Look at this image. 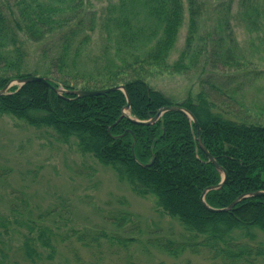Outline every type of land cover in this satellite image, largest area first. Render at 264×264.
<instances>
[{
	"label": "trees",
	"instance_id": "obj_1",
	"mask_svg": "<svg viewBox=\"0 0 264 264\" xmlns=\"http://www.w3.org/2000/svg\"><path fill=\"white\" fill-rule=\"evenodd\" d=\"M184 25L183 45L171 60ZM96 31L100 51L91 50ZM239 41H247L248 54L254 49L264 58V0H0V89L29 75L49 82L11 86L0 95V117L50 130L64 144L73 138L80 154L110 168L135 195L153 197L157 210L182 227L178 239L155 241L169 257L187 251L207 264L264 262V196L244 197L222 212L208 209L264 191V109L252 111L233 83L248 55ZM165 73L195 80L199 88L176 99L152 84ZM117 85L125 86L135 120L171 105L190 111L202 144L226 173L222 187L201 199L222 174L198 147L197 127L183 113L167 111L141 125L122 115L127 98L120 90L82 98L54 90ZM7 210L26 232L16 231L15 247L0 233V264L11 256L13 264H52L58 232L45 217L55 209L32 220L11 199ZM115 221L124 223L126 215ZM8 222L0 214L4 235Z\"/></svg>",
	"mask_w": 264,
	"mask_h": 264
},
{
	"label": "rangeland",
	"instance_id": "obj_2",
	"mask_svg": "<svg viewBox=\"0 0 264 264\" xmlns=\"http://www.w3.org/2000/svg\"><path fill=\"white\" fill-rule=\"evenodd\" d=\"M105 3H95L94 9L100 11ZM98 33L91 36L93 51L101 50L103 40ZM184 34L185 25L171 60L177 57ZM238 44L248 54L247 41ZM243 62V73L233 83L242 87L251 109L254 105L264 109V58L252 49ZM213 73L216 77L221 74ZM252 79L255 81L250 83ZM152 84L176 99L184 96L188 87L199 88L195 80L167 73L153 79ZM262 117L264 120V113ZM75 144L73 138L64 144L50 130L36 129L10 116L0 117V214L9 220L8 235L1 227L0 233L9 246L19 244L16 231L26 232L7 210V201L12 199L16 210L23 209L24 218L30 212L32 220L55 209L45 217L58 232L52 264H207L203 256L187 251L177 258L162 252L156 239H178L183 233L181 225L162 215L153 197L135 195L110 168L80 154ZM120 214L126 215L124 223L115 221ZM14 262L11 256L8 263Z\"/></svg>",
	"mask_w": 264,
	"mask_h": 264
},
{
	"label": "water",
	"instance_id": "obj_3",
	"mask_svg": "<svg viewBox=\"0 0 264 264\" xmlns=\"http://www.w3.org/2000/svg\"><path fill=\"white\" fill-rule=\"evenodd\" d=\"M12 82H16V83H18L20 85H23V84L28 83V82H41V83H44V84L49 85V82H48V80L45 77L32 76V75L26 76V77L21 78V79H16V80H14ZM10 84L11 83H9L8 85H6L5 87H3L0 90V95L3 94L9 88ZM114 90H121V91L124 92V94L127 97V105L125 106V110H128L129 107H130V103H129V99H128V96H127V93H126V90H125V86L124 85H118V86H115V87L106 88V89H99V90H82V89L63 90V89H56V92H58L59 94L65 93V94H68V95H72V96H75L76 98H82V97H87V96L103 95L105 93H108V92L114 91ZM167 111H177V112H181V113L187 115L190 119H192L194 121L195 124H197L194 116L190 112H188L185 108H183L181 106H178V105H172V106H168V107H163L162 109L159 110V112L152 119V121H155L157 118H159V116H161L164 112H167ZM123 115L125 116L124 113H123ZM131 121H133L135 123H140V124H149L150 122H152L151 120L150 121H147V122H138L137 120H133V119H131ZM198 142H199V145H200L201 149L207 154L205 148L200 143L199 138H198ZM207 155H208L209 161L218 170H220V171L223 172V176L225 178V176H226L225 172L222 170V168H220L217 165V163L215 162V159L211 155H209V154H207ZM220 186H222V183H220V185H218L217 187H220ZM212 188H215V187H210L209 189H212ZM204 194H205V192L202 194V200H203ZM262 194H264V192H257V193H255L253 195H262ZM233 204L234 203H232L229 207H231ZM222 210H226V209H222Z\"/></svg>",
	"mask_w": 264,
	"mask_h": 264
},
{
	"label": "bare ground",
	"instance_id": "obj_4",
	"mask_svg": "<svg viewBox=\"0 0 264 264\" xmlns=\"http://www.w3.org/2000/svg\"><path fill=\"white\" fill-rule=\"evenodd\" d=\"M125 95V94H124ZM172 106V105H171ZM166 107H168V106H166ZM163 108V107H162ZM161 108V109H162ZM187 110V109H186ZM188 111V110H187ZM159 112V111H158ZM157 112V113H158ZM188 112H190V111H188ZM156 113V114H157ZM165 113V112H164ZM163 113V114H164ZM191 113V112H190ZM156 114L153 116V117H151V118H149V119H147V120H143V121H141V120H137L138 122H147V121H152V119L156 116ZM192 114V113H191ZM185 115V114H184ZM193 115V114H192ZM162 116V115H161ZM161 116H159V118L161 117ZM194 116V115H193ZM186 117L190 120V121H192L193 123H194V121L192 120V119H190L187 115H186ZM159 118H157L155 121H152V122H150L149 124H152V123H154V122H156ZM195 118V117H194ZM195 120H196V118H195ZM196 122H197V120H196ZM137 124H140V123H137ZM149 124H141V125H149ZM195 124V123H194ZM196 125V127H197V137H196V141H197V143H198V147L201 149V147H200V145H199V142H198V138H199V140H200V143L202 144V142H201V139H200V137H199V126H198V123L197 124H195ZM202 146L204 147V145L202 144ZM205 148V147H204ZM202 150V149H201ZM205 150H206V152H207V154H209V152H208V150L205 148ZM203 151V150H202ZM203 153L207 156V159H208V161H209V158H208V155L203 151ZM210 155V154H209ZM218 165V164H217ZM219 166V165H218ZM220 167V166H219ZM221 168V167H220ZM217 169V168H216ZM218 170V169H217ZM223 170V169H222ZM220 171V170H219ZM224 171V170H223ZM221 172V174H222V179H221V181L216 185V186H211V187H215V188H212V189H218V188H221L222 186H220V187H217L218 185H220V183H222V185L224 184V181H225V179H226V176H225V178H224V176H223V172L222 171H220ZM225 172V171H224ZM226 174V173H225ZM210 188V187H209ZM209 188H207L204 192H206V191H208V190H212V189H209ZM257 192H264V191H255V192H252V193H248V194H246V195H241L240 197H238L234 202H232V203H234L233 205H235L236 204V202H238L240 199H242V198H244V197H259V196H264V194H262V195H253V194H255V193H257ZM201 199H202V196H201ZM231 203V204H232ZM230 204V205H231ZM229 205V206H230ZM232 205V206H233ZM228 206V207H229ZM231 206V207H232ZM226 207V208H222V209H226V210H228L229 208H231V207ZM209 208V210L210 211H213V212H222V211H226V210H222V209H214V208H210V207H208Z\"/></svg>",
	"mask_w": 264,
	"mask_h": 264
}]
</instances>
